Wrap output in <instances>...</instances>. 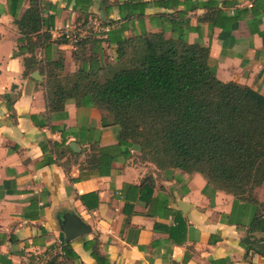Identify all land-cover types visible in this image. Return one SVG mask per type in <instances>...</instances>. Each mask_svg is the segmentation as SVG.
Segmentation results:
<instances>
[{"label":"crops","instance_id":"1","mask_svg":"<svg viewBox=\"0 0 264 264\" xmlns=\"http://www.w3.org/2000/svg\"><path fill=\"white\" fill-rule=\"evenodd\" d=\"M47 1L55 6L54 26L47 51L37 48L35 55H60L64 72L78 68L73 47L59 36L64 23L98 20L89 35L102 40L107 62L115 59V40L159 32L166 22L157 13L181 11L188 42L208 47L217 78L264 95V0H215L211 7L202 6L207 0L169 6L145 0L142 19L126 17V0H93L87 18L73 9L74 0ZM28 5L0 0V264L45 260L58 243H69L67 264H96L86 240H96L105 264H264V231L250 233L227 220L231 194L199 172L160 170L134 147L124 155L119 125L89 102L47 107L45 76L24 74L30 53L15 20ZM217 9L239 19H204ZM110 32L113 42L106 41ZM256 195L264 201V182ZM66 213L79 216L89 232L67 242Z\"/></svg>","mask_w":264,"mask_h":264},{"label":"trees","instance_id":"2","mask_svg":"<svg viewBox=\"0 0 264 264\" xmlns=\"http://www.w3.org/2000/svg\"><path fill=\"white\" fill-rule=\"evenodd\" d=\"M92 2L74 0L73 9L87 18ZM215 2L207 0L202 6L211 7ZM124 3L126 17L144 18L147 1ZM176 3L155 0L156 5ZM50 10L55 6L47 0H29L15 20L21 34L18 40L25 41L24 50L30 53L24 74L39 70L45 76L47 107L62 110L65 102L73 99L106 111L120 127L118 143L124 155L134 147L142 159L160 170L201 173L207 183L234 197L229 223L244 226L250 233L264 231V201L256 195L264 182V95L217 78L208 62V47L188 42L181 11L157 13L166 22L159 32L142 31L115 40L114 61L104 62L102 40L94 34L87 36L73 46L78 68L64 72L60 55L55 59L35 55L37 48L47 51L45 44L51 39L55 18ZM219 18L231 23L239 15L226 16L217 9L204 16L214 23ZM166 31H171L169 37ZM111 33L107 42L114 41ZM62 41L67 42L65 38ZM87 44H91L90 55L85 52ZM84 198L82 195L81 200ZM83 245L96 264L101 260L105 264L96 240H86ZM64 249L69 256V243Z\"/></svg>","mask_w":264,"mask_h":264},{"label":"built area","instance_id":"3","mask_svg":"<svg viewBox=\"0 0 264 264\" xmlns=\"http://www.w3.org/2000/svg\"><path fill=\"white\" fill-rule=\"evenodd\" d=\"M100 22L94 20L87 25H83L77 22H66L59 28V36L65 38L67 42L73 47L80 40L89 36V29L93 26H99ZM66 252L62 243L55 244L51 249L48 257L44 259L34 258L28 261L26 264H50V261H54L55 264H67Z\"/></svg>","mask_w":264,"mask_h":264},{"label":"water","instance_id":"4","mask_svg":"<svg viewBox=\"0 0 264 264\" xmlns=\"http://www.w3.org/2000/svg\"><path fill=\"white\" fill-rule=\"evenodd\" d=\"M38 74L39 72L37 70L31 73V75L34 77L38 76ZM64 219L65 221L62 230L65 234V240L67 242L74 238L86 235L89 232V226L85 222H83V220H81L76 214L66 213L64 215Z\"/></svg>","mask_w":264,"mask_h":264},{"label":"rangeland","instance_id":"5","mask_svg":"<svg viewBox=\"0 0 264 264\" xmlns=\"http://www.w3.org/2000/svg\"><path fill=\"white\" fill-rule=\"evenodd\" d=\"M139 156H140V154H139Z\"/></svg>","mask_w":264,"mask_h":264}]
</instances>
